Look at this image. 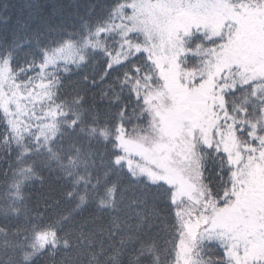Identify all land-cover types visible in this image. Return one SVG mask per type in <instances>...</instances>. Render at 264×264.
Here are the masks:
<instances>
[{
  "label": "snow or ice",
  "instance_id": "1",
  "mask_svg": "<svg viewBox=\"0 0 264 264\" xmlns=\"http://www.w3.org/2000/svg\"><path fill=\"white\" fill-rule=\"evenodd\" d=\"M0 264H264V0H0Z\"/></svg>",
  "mask_w": 264,
  "mask_h": 264
}]
</instances>
